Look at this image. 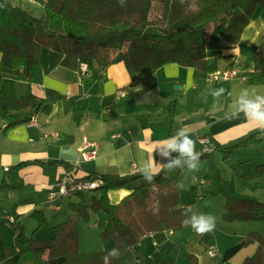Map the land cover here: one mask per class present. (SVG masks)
<instances>
[{
	"label": "trees",
	"instance_id": "trees-1",
	"mask_svg": "<svg viewBox=\"0 0 264 264\" xmlns=\"http://www.w3.org/2000/svg\"><path fill=\"white\" fill-rule=\"evenodd\" d=\"M33 1L44 9L39 17L14 0H0V70L16 71L17 80L29 84L40 65L43 47L62 53V64L67 67L80 68L81 63H87L90 70L95 63L106 67L125 55L137 81H145L167 63L193 67L195 79L207 78L219 69L216 63L208 61V54L235 47L257 8L264 5V0H127L123 7L118 0ZM243 75L250 85L264 84V47L257 53L254 71ZM229 101L227 93L226 103ZM45 102L30 87L19 95L0 73V118L6 121V128L31 121ZM177 106L178 100H171L163 114L174 117ZM28 109L27 116L18 114ZM90 109L89 102L82 105L77 101L73 105L77 125ZM262 133L260 129L252 130L227 144L216 143L200 160L208 159L215 167L214 151L230 155L235 150L261 144ZM255 172L264 178V164L257 166ZM170 173L165 176L162 172L152 183L145 181L141 171L124 176L112 167L83 177L103 181L92 190L99 194L92 195L89 204L71 203L73 214L57 225H51L44 212L36 213L34 234L46 228L52 232L49 239H37L34 234L28 235L24 226H16L14 251L20 264H124L125 250L144 235L165 228L182 229L187 207L180 205V190ZM6 185L9 183H0V187ZM118 189L131 192L115 204L110 191ZM219 192L226 198L223 219L264 224V200L234 195L227 180L220 184ZM88 207L103 214L97 225L102 228V237L112 240L111 248L80 251L77 217L88 218ZM202 238L213 245L212 232ZM250 242L257 243L256 252L241 264H264V233L247 234L245 244ZM113 249L119 250L117 258L110 255ZM172 263V258L167 257L158 264Z\"/></svg>",
	"mask_w": 264,
	"mask_h": 264
},
{
	"label": "crops",
	"instance_id": "crops-1",
	"mask_svg": "<svg viewBox=\"0 0 264 264\" xmlns=\"http://www.w3.org/2000/svg\"><path fill=\"white\" fill-rule=\"evenodd\" d=\"M14 1L29 8L28 0ZM263 47L264 5L257 8L239 43L230 49L211 51L208 61L216 63L219 69L233 67L241 74L253 72L257 53ZM63 58L64 55L59 51L43 47L39 55L40 65L35 69L30 84L17 80L16 71L0 70L19 95L30 87L33 94L46 99L33 118L38 122L37 126L27 122L6 128V121L0 118V183H9L0 187V264H20L18 254L14 251L16 226H24L26 232L35 230L37 212L42 211L46 215L48 210H63L64 202L53 204L48 201V197L61 177L73 168V162L81 158L86 140L95 143L96 147L91 150L95 149L96 153L75 170L81 178L109 167L124 176L140 172L143 162L148 159V151L153 150L157 143L167 141L181 127L188 130L201 156L205 153L204 140H209L214 147L216 143L224 145L257 130L253 129L252 123L246 120L243 113L238 119H227L225 116L236 107L235 99L241 90L264 95V84L250 85L241 79L221 82H211L207 78L195 79L193 67L177 63H167L150 78L137 81L125 55H120L106 67L95 63L91 77L83 78L80 68L63 65ZM220 88L225 89L224 95L214 103L211 92ZM121 90L125 91L124 96L118 95ZM227 93L229 103H226ZM173 99L178 100L175 116H166L163 110ZM77 101L82 105L87 102L91 105L80 125L76 124L73 116V105ZM18 114L24 117L30 114V110ZM50 131L56 132L58 137L44 138L43 133ZM260 136H264V133ZM260 148L263 156L258 157V162L257 158H251L258 152L249 156L243 154L238 159L239 163H251V168H246V163L236 168L243 175L240 183L245 179L244 176L247 178L239 185L240 190L246 193L237 194L239 197L261 198L253 197L258 192L255 169L264 164V147ZM155 159L157 163L163 162L158 154ZM200 165H205L209 171L208 159H201ZM244 171L248 175H244ZM199 183L202 189L207 184L204 179ZM219 183L217 190L208 189L206 193L216 195ZM261 184L264 190V181ZM130 192L127 189L112 190L110 199L118 204ZM196 196L201 198L203 195L198 191ZM73 197H70L69 205L84 201L83 197L78 196L76 201ZM222 202L220 215L225 212L226 199ZM181 206L193 207L191 202ZM7 215L14 218V224L7 219ZM48 220L51 225L64 222L53 224ZM180 231L165 228L144 235L132 248L125 250L124 264H158L167 257L172 258V264H241L245 257L237 256L238 251L243 248L247 234L256 232L240 233L235 242L232 239L225 247L220 246L214 231L213 245L204 241L203 235L196 233L182 250L178 239L184 234H179ZM224 233L231 235L236 231L226 226ZM212 248L219 250L220 260L211 261L208 258Z\"/></svg>",
	"mask_w": 264,
	"mask_h": 264
},
{
	"label": "rangeland",
	"instance_id": "rangeland-1",
	"mask_svg": "<svg viewBox=\"0 0 264 264\" xmlns=\"http://www.w3.org/2000/svg\"><path fill=\"white\" fill-rule=\"evenodd\" d=\"M28 7L33 11V13L39 17L43 14L44 9L36 3L33 0H28ZM209 30H206V34H208ZM1 54V53H0ZM116 54V52H114ZM112 54V56H114ZM1 60V59H0ZM221 82V80H220ZM262 144V143H261ZM255 145L252 147H245L238 150H235L230 155H227L221 151H215L212 154V160L215 164V167L211 166L209 162L210 169L207 172L205 165H200L199 171L196 172H189L187 169H183L182 172L179 171V169L174 170V172L170 173L172 177L176 178L177 184L179 182H183L185 184V189L179 191V203L180 205H186L187 203L191 202L193 205V209L197 212H202L205 214H212L216 217V227L214 229V233L218 236L219 243L221 247H225L226 245H229L231 243L232 239L237 240L239 238L240 233H246L248 231H256L259 233H264V224L260 221H240L242 223H237L236 220H225L222 217V214L220 215V212L222 211V201L225 198L224 194L217 191L216 195L212 194L211 192L206 193L205 190L212 189L215 191V189L218 187V179L220 181L219 185L221 183H225V180L228 181V185L230 186L232 192L234 195L238 196L237 194L246 193L243 190H240L239 185L246 181L247 178L244 176V180L241 181V178L243 177L242 173H240L239 170H236L237 167H239L241 164L246 163V168L250 167L251 164L250 161H244V162H238V159H241V155L249 156L256 152L257 155H253L251 158L256 159L257 162L260 160V156H263V153L261 151L260 147H264V145ZM240 150V151H239ZM255 161V160H254ZM244 175H248L244 171ZM201 179H204L207 184L204 185L203 189L202 186L200 187L199 181ZM263 177H256V192L253 194V197L260 196L261 200L264 199V190L263 185L261 182H263ZM218 189V188H217ZM216 189V190H217ZM211 190V191H212ZM198 191L203 195L201 198H198L196 196V192ZM251 193V192H250ZM97 195L99 192L97 191H86L81 194H77L73 197V200L79 199V197L84 198V203L89 204L91 200L92 195ZM79 196V197H78ZM203 198V199H202ZM61 203L64 202L63 210L60 212H54L51 210H48L47 217L51 220L53 224H57L61 221H65L70 213V211L73 212L71 206L69 205L70 197L69 198H61L59 200ZM58 201V203H59ZM50 202V201H49ZM57 203V202H56ZM186 203V204H185ZM54 204V203H53ZM143 204V203H142ZM89 208V217H77V223H78V231H79V238H78V244L79 248L83 252H91V251H98L103 249H109L112 247V240L111 239H104L102 237V228L97 225V221L104 217L101 212H96L93 209ZM224 209V208H223ZM36 220V219H34ZM18 222V221H17ZM36 222V221H35ZM234 222V223H233ZM240 224V225H238ZM230 229L232 231H236L235 234L226 235L224 233V229L226 228ZM244 226V227H243ZM181 230V231H180ZM179 234H184L180 237L179 244L182 247V250L184 249V245H186L190 240H192L195 237L196 232L192 229V227L189 225L188 227H183L182 229H179ZM28 235L34 234V230H29L27 232ZM52 236V232L49 229H42L35 232L34 237L41 240H47ZM246 237L244 241V246L242 249L238 251L239 257H247L251 256L256 252L257 249V243L256 242H250L245 244ZM216 249V248H215ZM217 256L211 257L208 256V258L211 261H218L221 257L218 256L219 250L216 249Z\"/></svg>",
	"mask_w": 264,
	"mask_h": 264
},
{
	"label": "clouds",
	"instance_id": "clouds-1",
	"mask_svg": "<svg viewBox=\"0 0 264 264\" xmlns=\"http://www.w3.org/2000/svg\"><path fill=\"white\" fill-rule=\"evenodd\" d=\"M126 2L127 0H118L122 7L126 5ZM251 42L255 43L254 40ZM224 92L225 89L223 88L214 89L211 92L214 103L224 95ZM235 104L236 107L226 114L225 118L238 119L243 113L246 120L252 123L253 129L264 131V95L250 94L247 89H243L235 99ZM157 154L163 162L157 163L155 159ZM200 158L201 153L196 151L195 141L190 137L188 130L181 127L167 141L157 143L153 150L148 151V159L141 166V174L145 181L152 183L155 177L162 172L165 176L176 169L196 172L200 168ZM176 187L178 190H184L185 184L181 181ZM185 217L183 224L185 226L190 225L198 235L211 233L216 227L214 215L197 212L192 207L185 209ZM110 255L117 258L119 250L113 249Z\"/></svg>",
	"mask_w": 264,
	"mask_h": 264
},
{
	"label": "built area",
	"instance_id": "built-area-1",
	"mask_svg": "<svg viewBox=\"0 0 264 264\" xmlns=\"http://www.w3.org/2000/svg\"><path fill=\"white\" fill-rule=\"evenodd\" d=\"M80 71L83 78L91 77V70L87 63L80 64ZM233 79H241L246 80V77L241 74L237 69L233 67H226L224 69H218L207 76V80L214 82L219 80H233ZM119 96H124L125 91L121 90L118 92ZM31 126H37L38 122L36 119H32L28 122ZM49 136L58 137L56 132H44L43 137L47 138ZM205 153L211 152L214 147L210 144L209 140H204ZM92 147H96L94 142H90L86 140L82 147V155L81 158H78L73 162V168L67 171L58 182L55 189H53L48 197V201L50 202H58L61 198L72 197L77 195L78 193H84L86 191L93 190L100 185L103 184L101 179L96 180H88L81 177H78L75 173V170L78 169L84 160H87L93 157L96 153V150H91ZM7 219L9 221H14V218L10 215H7ZM209 255L216 256L217 252L212 248L209 250Z\"/></svg>",
	"mask_w": 264,
	"mask_h": 264
}]
</instances>
